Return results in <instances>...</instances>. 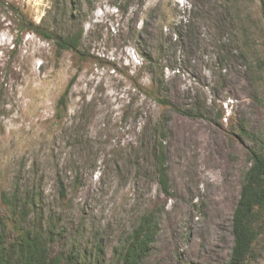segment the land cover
<instances>
[{
    "label": "rangeland",
    "instance_id": "obj_1",
    "mask_svg": "<svg viewBox=\"0 0 264 264\" xmlns=\"http://www.w3.org/2000/svg\"><path fill=\"white\" fill-rule=\"evenodd\" d=\"M28 20L60 36L81 31L77 52L57 54ZM252 151L264 154V0H0L7 243L36 226L52 255L118 264L154 211L139 264H226ZM3 195L16 196L14 209ZM245 264H264V228Z\"/></svg>",
    "mask_w": 264,
    "mask_h": 264
},
{
    "label": "trees",
    "instance_id": "obj_2",
    "mask_svg": "<svg viewBox=\"0 0 264 264\" xmlns=\"http://www.w3.org/2000/svg\"><path fill=\"white\" fill-rule=\"evenodd\" d=\"M25 28L44 39L51 40L56 53L63 50L77 52L81 31L67 36L55 34L49 28L42 27L32 21H27ZM144 55V59H149ZM72 79L67 84L58 99V105L64 106ZM160 96L156 101L161 105H170L160 88ZM180 111V110H179ZM183 114L186 112L180 111ZM157 139L153 156L156 163L158 182L162 191L169 195L168 180L164 171L165 151L162 143L164 129L157 126ZM251 164L248 167L242 182L239 198L232 214L231 232L233 245L229 260L226 264H245L252 252V247L258 235L264 228V154L252 151ZM61 189V194H62ZM2 200L9 208L14 209L18 204L16 196ZM21 218L25 216V210L20 209ZM144 214L137 226L127 236L122 250L118 254V264H139L150 251V244L154 240L156 232V220L153 213ZM1 225V222H0ZM50 237L40 232L36 226L21 228L19 236L7 243L4 230L0 227V264H82L75 254H69L63 258L59 253L51 254L48 243Z\"/></svg>",
    "mask_w": 264,
    "mask_h": 264
}]
</instances>
